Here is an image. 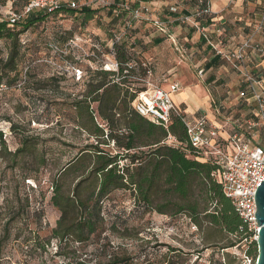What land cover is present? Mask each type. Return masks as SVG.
Segmentation results:
<instances>
[{"label": "rangeland", "instance_id": "1", "mask_svg": "<svg viewBox=\"0 0 264 264\" xmlns=\"http://www.w3.org/2000/svg\"><path fill=\"white\" fill-rule=\"evenodd\" d=\"M10 10L20 11L21 4L16 2L12 6L8 0H0V22L6 20ZM80 28L69 16H53L33 27L24 38V60L34 65L50 55L54 61L52 66L60 64L63 68L61 57L57 56L61 53L49 54L46 45L49 41L64 45L75 37L89 53L94 43H86L84 34L90 32ZM111 28L106 27L103 40H97L104 54L108 52L106 46H109ZM8 53L9 43L0 41V60L6 59ZM74 57L78 65L92 69V72L108 60L102 58V63H93L92 58L80 56L77 50ZM37 66L25 75L27 66L21 65V77L26 78V85L0 89V132L6 145L0 144V264H75L76 261L107 264L109 255L118 251L136 262L149 256L150 259L173 258L177 264H228L229 260L231 264H241L238 255L248 249L246 243L222 250L236 242L235 236L226 235L219 246L206 248L202 233L188 217L160 214L155 209L139 206L132 189L115 191L105 201L104 231L100 237H93L84 245L72 243L65 249L66 255L59 256L58 241H48L60 218V212L51 204L54 180L87 145L100 143L99 147L112 156L124 152L119 151L107 136L99 141L76 124L78 112L73 104L77 95L90 90L88 85L92 80L89 75L85 85H78L70 78L53 79L52 69ZM176 74L173 79L191 80L181 67H177ZM169 79L165 73L152 76L150 83L168 90ZM24 137L38 139L36 157L14 154ZM129 164L128 160L119 162L120 167ZM131 167L133 171L136 169ZM73 179L67 177L65 190L72 188ZM199 198V190H196L192 199ZM160 202L162 200L158 199L157 203ZM209 210L213 211L214 207L209 206ZM101 247L105 251L102 252ZM180 254L181 259L176 256ZM254 257L257 260V256Z\"/></svg>", "mask_w": 264, "mask_h": 264}, {"label": "trees", "instance_id": "2", "mask_svg": "<svg viewBox=\"0 0 264 264\" xmlns=\"http://www.w3.org/2000/svg\"><path fill=\"white\" fill-rule=\"evenodd\" d=\"M199 1L191 0L197 5ZM16 2L21 4V10L13 11L22 15L30 0H16L14 3ZM200 6L206 7V0H202ZM99 9L102 8H65L54 14L34 10L22 16L16 25H9L7 20L0 22V41L9 43L7 58L0 60V89L26 85V78L21 77L20 67L23 64L27 66L25 75L30 73L33 66H37L35 64H39L37 67L50 71L52 69L53 79L70 78L78 85H85L86 76L89 75L92 80L91 83L89 81L90 84L87 83L90 90L77 95L73 104L78 112L76 124L90 137L99 141L107 136L119 151L124 152L112 156L110 152L99 147L100 143L87 145L61 170L51 187L53 190L51 204L60 212V218L48 241H58L57 254L65 256V249L72 243L84 245L93 237H100L104 231L105 201L115 191L132 189L139 206L155 209L160 214L188 217L202 233L206 248L219 246L226 235H232L236 237V242L222 247V250L246 243L247 253L253 257L258 256L257 243L252 240L253 233L248 230L247 224L237 213L231 199L224 194L222 186L214 177L217 167L212 163L195 160L196 154L188 144L185 127L178 117L173 116L166 127L136 113L132 108L135 95L123 87L131 82L128 80L123 83L115 82L116 73L104 71L101 66L92 72V69L78 65L74 57L76 49L67 48L71 41L77 39L75 37L64 45L57 41H49L46 45L49 54L52 52L50 48L52 44L62 52L68 50L67 55L63 53L57 55L61 57L63 68L59 66L60 64L53 67L50 62L54 61L50 55L39 59L33 63L34 65L24 60L22 51L26 47L24 38L33 27L45 23L53 16L60 18L69 16L81 30L88 32L85 30L86 25ZM76 12L84 15L87 20L85 24H78L77 16L74 15ZM109 31L113 32V27ZM84 36L87 43H94L93 45L99 46L101 50L102 46L98 43L97 37L91 33ZM109 36L107 54L100 52L103 56L113 59L111 50L113 37ZM113 48L115 59L120 63L139 61L133 52V37L130 33L124 41ZM91 50L94 51V47H91ZM66 64L82 70L83 79L77 81L71 77L66 71ZM2 136L0 132V144L6 146ZM169 137L176 143H170ZM38 146V139L24 137L14 154L21 157H36ZM145 150L147 151L144 152ZM121 160H128L130 164L120 167ZM131 166L136 169L133 171ZM69 176L74 178V182L72 188L65 190L64 182ZM196 190H199L201 201L200 198L196 201L192 199ZM158 199L162 202L157 203ZM209 206L214 207V210L210 211ZM100 250L103 252L105 248L101 247ZM176 256L182 258L181 254ZM231 263L229 260L228 264ZM75 264L86 263L76 261ZM107 264H177V262L173 258L150 259L149 256L143 261L136 262L132 257L118 251L109 255Z\"/></svg>", "mask_w": 264, "mask_h": 264}, {"label": "built area", "instance_id": "3", "mask_svg": "<svg viewBox=\"0 0 264 264\" xmlns=\"http://www.w3.org/2000/svg\"><path fill=\"white\" fill-rule=\"evenodd\" d=\"M8 1L13 4L16 0ZM200 1L202 3V0ZM93 4L96 8L111 10L117 17L123 12L130 14V21L127 25L119 32H112L113 59L103 56L100 47L97 45H92L95 50L87 53L84 47L79 45L77 39L71 41L67 48L76 49L80 56L92 58L93 63L100 64L102 58L108 59L103 62L101 69L116 73L115 82L117 83H123L127 80L131 82L123 87L130 94L135 95L132 108L140 116L166 127L173 116L181 120L186 130L188 144L196 154L195 160L202 163H212L217 167L214 177L222 186L224 194L231 199L237 213L247 224L248 230L253 233L252 240L257 242L260 228L255 217L257 212L255 196L261 183L264 182V76L256 79L251 74H244L248 88L239 93V98L250 108L247 116L230 117L227 115L222 118L221 124H215L209 120L205 112H198L196 115L186 114L173 102V95L181 91L179 83H173L169 90H163L150 83L153 68L148 61L132 60L123 64L115 59L114 45L120 44L129 36L133 22L145 20L144 15L149 12V7L143 5L133 7L128 1L117 3L113 0H96ZM65 8L78 9L79 6L77 2L71 0H30L22 15L10 10L6 13V20L9 25L13 26L19 22L22 16L34 10H44L49 14H54ZM209 13L210 9L204 8L197 13V17ZM184 21L188 23L191 18L187 17ZM152 22L163 35H169L167 22L160 19ZM204 36L217 50L206 30H204ZM173 46L176 53L185 55L186 50L180 43L173 41ZM50 48L53 54H68L67 49V53L62 52L54 44L50 45ZM248 49L264 55V48L250 41L245 42L232 56L225 55L221 51H217V53L229 62L234 60V67L241 71L245 62L244 53ZM52 63L54 62H50V64ZM66 65H68L66 71L71 77L77 81L83 79L84 72L82 70L69 64ZM168 141L173 144L176 143L171 137ZM238 256L241 264L257 263V260L247 251L239 253Z\"/></svg>", "mask_w": 264, "mask_h": 264}, {"label": "crops", "instance_id": "4", "mask_svg": "<svg viewBox=\"0 0 264 264\" xmlns=\"http://www.w3.org/2000/svg\"><path fill=\"white\" fill-rule=\"evenodd\" d=\"M71 1L77 2L79 9H96L93 4L96 0ZM113 1H128L133 7H149L145 20L132 23L133 52L136 58L151 64L153 76L166 73L171 84H180L181 91L173 95L177 107L189 115L205 112L215 124H221L222 118L227 115H249L250 108L241 101L239 93L248 88L245 73L256 79L263 78L264 55L248 49L240 71L234 67V60L225 63L226 59L217 51L232 56L247 41L264 48V0H206V7L200 6L201 1L197 5L191 0ZM204 8L210 9V13L197 17V13ZM74 15L78 24L87 21L80 12ZM187 17L191 18L188 23L184 21ZM156 19L167 22L168 36L154 26L152 21ZM129 21L130 14L127 12L117 17L111 10L102 8L86 25V30L102 41L106 27H113L114 32H119ZM203 29L217 50L205 38ZM109 33L112 35L111 31ZM173 41L185 48V55L176 53ZM177 67L189 74V82L186 78L173 79L177 76Z\"/></svg>", "mask_w": 264, "mask_h": 264}, {"label": "water", "instance_id": "5", "mask_svg": "<svg viewBox=\"0 0 264 264\" xmlns=\"http://www.w3.org/2000/svg\"><path fill=\"white\" fill-rule=\"evenodd\" d=\"M257 212L255 214L256 221L260 231L258 233L257 246L258 256L256 264H264V182L258 188L255 196Z\"/></svg>", "mask_w": 264, "mask_h": 264}]
</instances>
